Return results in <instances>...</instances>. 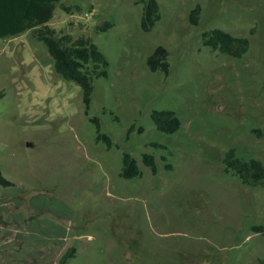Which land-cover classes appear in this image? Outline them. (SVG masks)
Returning <instances> with one entry per match:
<instances>
[{"label":"rangeland","instance_id":"374dc122","mask_svg":"<svg viewBox=\"0 0 264 264\" xmlns=\"http://www.w3.org/2000/svg\"><path fill=\"white\" fill-rule=\"evenodd\" d=\"M143 1L56 7L50 26L90 37L109 62L88 115L81 88L54 72L31 32L0 39V169L13 184L0 187V264H58L72 247L69 264H264V236L252 232L264 226V189L223 165L231 149L264 164V0H156L151 33ZM105 23L114 26L101 32ZM215 29L249 38V52L236 60L204 47ZM158 47L169 75L147 67ZM155 111L174 112L181 129L158 132ZM96 118L113 148L97 141ZM125 153L141 178L120 177Z\"/></svg>","mask_w":264,"mask_h":264},{"label":"trees","instance_id":"16d2710c","mask_svg":"<svg viewBox=\"0 0 264 264\" xmlns=\"http://www.w3.org/2000/svg\"><path fill=\"white\" fill-rule=\"evenodd\" d=\"M61 0H0V39L6 40L20 37L31 32L32 36L42 43L53 60L54 72L67 82L77 84L83 95V103L88 115L94 81L108 77L109 62L99 47L90 37L85 35L74 37L67 28L56 30L50 25L55 18V11ZM144 8L140 27L144 33H151L157 23L161 21L160 6L156 0L143 1ZM67 13L81 12L79 6H64ZM201 8L197 6L189 16L192 25L198 26ZM68 26H71L69 24ZM112 23H105L99 30L107 32L113 28ZM203 45L214 53L232 59L243 58L250 49V39L235 37L220 29L211 30L203 34ZM169 53L164 47H158L147 59V67L152 73L161 72L169 75ZM152 122L158 132L175 134L181 129V121L174 112L155 111L151 115ZM97 126V141L113 148V141L107 134L101 132L99 119H91ZM131 127L128 134L134 131ZM143 129H139L142 133ZM157 146V145H155ZM142 164L157 174L156 160L153 155L144 154ZM224 171L230 174L245 187L264 189V164L254 158L243 159L235 149L229 150L223 159ZM143 173L138 161L128 153L123 156V167L120 177L125 180L141 178ZM0 187L10 188L13 184L8 181L0 169ZM252 232L264 236V226L252 227ZM75 247L70 248L59 260L58 264H69L76 257Z\"/></svg>","mask_w":264,"mask_h":264},{"label":"crops","instance_id":"0c3cea01","mask_svg":"<svg viewBox=\"0 0 264 264\" xmlns=\"http://www.w3.org/2000/svg\"><path fill=\"white\" fill-rule=\"evenodd\" d=\"M62 1V0H61Z\"/></svg>","mask_w":264,"mask_h":264}]
</instances>
